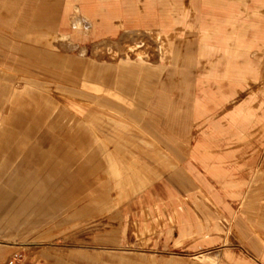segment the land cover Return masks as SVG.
I'll use <instances>...</instances> for the list:
<instances>
[{
	"label": "crops",
	"instance_id": "0c3cea01",
	"mask_svg": "<svg viewBox=\"0 0 264 264\" xmlns=\"http://www.w3.org/2000/svg\"><path fill=\"white\" fill-rule=\"evenodd\" d=\"M56 2V6L43 8V13L57 12L52 28L43 33H23L32 34L38 42L48 45L53 39H61L72 49L78 47L80 41L91 39L95 42L94 51L101 46H112L119 35L155 34L165 57L179 56L185 42L186 55L188 45L195 43V53L189 54L196 59V78L189 79L194 82L195 91L183 96L157 92L161 101L128 112L129 115L150 116L134 119L142 135L126 138L125 154L119 153V149L114 153L106 151L110 162L108 169L112 170L107 183L102 186V180H98L99 190L87 189L81 198L70 189L78 184L72 181V160L75 156L87 155L91 144L102 148L110 143L118 146L123 138V125L98 116L101 108L116 107L106 102L85 105L86 108L71 102L60 104L37 86L40 83L31 80H26L21 89L3 94L4 102L0 106L1 214L6 217L11 213H25L24 223L37 227L39 222L31 220L40 214L39 204L60 202L67 210L76 201L83 200L96 212L94 216L87 213L83 219L90 220L112 211L110 221L116 215L121 222L125 221L124 248L112 246L116 240L104 235L103 245L87 250L95 253L82 249L45 255L65 258L66 264L83 258L98 260L101 254L117 258L122 253L129 256L121 258L117 264H156V258L162 259L159 264H191L182 259L227 246L230 233L224 234L223 221L230 228L240 227L245 236L239 237L264 261V245L258 241L257 232L254 231L255 237H252L251 231L238 224L239 197L245 194L240 187L247 184L249 171L254 168L248 152L240 154L239 147L254 140L264 141V0ZM39 8L4 5L3 9L13 14L0 17V23L14 28L31 27L30 16L20 18L15 13L31 14L42 9ZM46 20V16H39L38 22L40 25L43 22L45 27ZM12 32L22 34L19 30ZM188 36L193 39H187ZM85 50L81 47L76 60L65 59L66 63L76 64L84 72V78L75 83L81 85L82 91H104L131 105L119 91L104 84H91L85 79L94 73L91 61L84 59ZM120 65H132L133 75L149 73L140 61L125 59ZM223 82L226 84L222 85ZM259 84L257 90L217 115V109L238 98L248 87ZM178 97L187 101L176 103ZM73 107L74 113L69 109ZM53 141H60L62 148L53 154L50 164H43L41 169L46 175L42 177L36 167L37 157L42 155L41 147ZM256 148L260 150V146ZM60 157L70 165H62ZM58 172L64 176L58 183L60 188L69 190L65 193L59 188L46 191L47 179L57 180ZM17 179H22L23 191H13ZM23 179L28 180L24 182ZM112 190L116 191L115 197L111 196ZM55 214L44 216L53 220ZM106 222L104 219V226ZM133 227L139 234L149 233V254L139 251L138 240L130 233ZM197 258L196 264H249L244 260L235 261L231 252Z\"/></svg>",
	"mask_w": 264,
	"mask_h": 264
},
{
	"label": "rangeland",
	"instance_id": "374dc122",
	"mask_svg": "<svg viewBox=\"0 0 264 264\" xmlns=\"http://www.w3.org/2000/svg\"><path fill=\"white\" fill-rule=\"evenodd\" d=\"M56 1L0 0V17L3 18L13 14L3 9L4 5L42 7V9H36L31 14L28 12L26 14L25 11L15 13L20 18L24 15L30 16L31 18L28 22L31 23V27H22L20 25L14 28L12 25H2L0 23V106L4 102L3 94L9 93L12 89L19 90L24 86L26 80H31L40 83L37 86L60 104L71 102L86 108L85 105L94 106L96 102H106L116 107V109L101 108L98 116L105 118L107 122L113 120L114 124L123 125V138L119 140L118 146L115 143H110L105 148H102L91 144L87 149V155L84 154L80 158L75 156L72 160V181L78 184L70 187V189L73 190L75 196L81 198L85 195L87 189L99 190L98 180H102V186L105 182L107 183L109 173L112 171L111 168L110 170L108 169L110 162L107 152L114 153L119 149V153L125 154L127 149L126 138L142 135L137 130L134 119L136 117L149 118L150 116L129 115L128 112H133L136 107H148L151 102L156 104L161 101L157 92H165L163 93L164 95H166V92H174L176 96H183L189 91H195L192 87L194 82H189V79L192 78L193 80L196 78V59L191 57L195 53L194 48L196 45L195 43L188 45L189 50L188 54H186L188 56L185 55V46L187 44L185 42L181 45L179 56L165 57L161 49L160 39L155 34L151 35L143 32H134L124 37L121 35L116 36L112 46H101L95 51L93 50L95 42L91 39L80 41L78 47L72 49L67 42L61 39H53L48 45L45 42H38L32 34H24L23 32L29 31L43 33L54 26L57 12L43 13V8L45 6H56V3H58ZM39 16L41 18L47 17L45 27L43 22L40 21L41 25L38 22ZM12 30H19L22 34H15ZM186 38L193 39L191 36ZM81 47L86 48L84 59L87 62L91 61L90 63L94 70V73L85 79L91 84H104L113 89V91H119V94L132 103L131 105L118 101V99L113 97V94L108 95L104 91L85 92L81 90V85L75 83V81H81L84 78L83 70L77 67L76 64L65 62V59L76 60L79 58ZM27 52H30V54L27 55ZM125 59L133 62H143L144 66L147 67L146 71L149 73L141 75L131 74L130 67L132 65H120L121 61ZM190 75L191 77H189ZM167 80H172V82ZM225 84V82L222 83V85ZM58 86H63L65 89L61 90ZM115 86H118V89ZM260 86L261 84L252 85L245 89L238 98L217 109V115H221L231 109ZM164 101L166 100L164 99ZM183 101L187 100L179 97L175 99L176 103H182ZM5 108L6 104L2 109L4 110ZM73 108L69 109L74 113L76 109ZM51 118L52 116L49 119ZM254 145L256 147L260 146V150L255 147V150L250 151ZM61 148L60 141L49 142L41 147L43 156L41 154L38 157L36 156L38 158L36 167L40 169L42 177L46 175V172L41 169L43 164L46 162L50 164V161L54 158L53 154L61 150ZM239 150L240 154L248 152L247 155L251 158L250 165H253L254 168L249 171L250 179L247 184L240 187V191L245 194L239 197L238 224L245 227L247 231H251L252 237H255L253 232L256 231L258 241H262L264 245V141L254 140L253 142H248L240 146ZM242 150L243 152H241ZM60 158H62L60 159L62 165H70L66 159ZM81 164L82 166H80ZM57 176V180L55 178L47 179L48 185L45 190L50 191L59 188L62 193H65L69 189L60 188V184H58L64 180V176L59 172ZM21 180L17 179V183L14 182L13 191H23L25 189ZM23 180L26 182L28 179ZM82 182L84 185H82ZM111 196H116L115 190L111 191ZM38 206H41V212L31 220L32 222H39V224H36L37 227H31L24 223L27 216L25 213L19 215L11 213V215L8 214L9 216L5 217V214H1L3 213L2 211L0 212V264H66L65 258H47L45 255L48 252L54 255L53 253L55 252H74L82 249L88 253H95L87 250L103 245L102 239L104 235L116 240L111 243L112 246L122 248L126 246L124 242L126 223L125 221L121 222L117 215L111 218L110 221L109 214L112 211L107 215L95 216L90 220H86L83 219L84 215L89 213L94 216L96 212L91 207L88 208L83 200L76 201L67 210L63 208L65 205L60 202L55 205L42 203ZM52 213H56L53 220H48L44 216V214ZM104 219H107L105 226ZM223 228L224 234L226 232L230 233L227 246H218V248L202 253L200 256L222 255L225 252H231L235 261L239 259L249 264H264V261L240 238L245 236L242 235L240 227L230 228L223 221ZM130 233L138 240L139 251L149 254V233L139 234L134 227ZM127 256H129L127 253H122L117 258L114 255L102 256L101 254L98 260L83 258L74 264H117L121 258L124 259ZM200 256L182 260L196 264L198 263L197 257ZM159 260L162 259L156 258V264H159ZM238 264L242 263L238 262Z\"/></svg>",
	"mask_w": 264,
	"mask_h": 264
},
{
	"label": "built area",
	"instance_id": "2783aa9c",
	"mask_svg": "<svg viewBox=\"0 0 264 264\" xmlns=\"http://www.w3.org/2000/svg\"><path fill=\"white\" fill-rule=\"evenodd\" d=\"M15 257H17V255H15Z\"/></svg>",
	"mask_w": 264,
	"mask_h": 264
}]
</instances>
